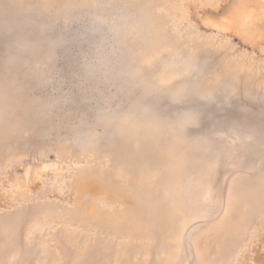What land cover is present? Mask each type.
<instances>
[{
    "label": "rangeland",
    "instance_id": "374dc122",
    "mask_svg": "<svg viewBox=\"0 0 264 264\" xmlns=\"http://www.w3.org/2000/svg\"><path fill=\"white\" fill-rule=\"evenodd\" d=\"M0 264H264V0H0Z\"/></svg>",
    "mask_w": 264,
    "mask_h": 264
}]
</instances>
